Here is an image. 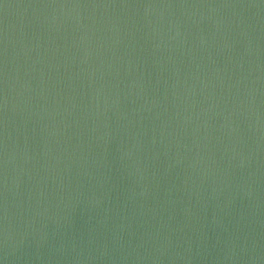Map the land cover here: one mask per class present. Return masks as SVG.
Segmentation results:
<instances>
[{
	"label": "water",
	"instance_id": "obj_1",
	"mask_svg": "<svg viewBox=\"0 0 264 264\" xmlns=\"http://www.w3.org/2000/svg\"><path fill=\"white\" fill-rule=\"evenodd\" d=\"M0 264H264V0H0Z\"/></svg>",
	"mask_w": 264,
	"mask_h": 264
}]
</instances>
